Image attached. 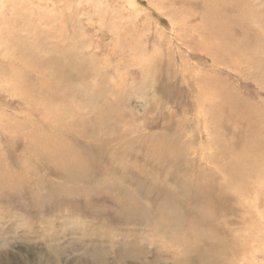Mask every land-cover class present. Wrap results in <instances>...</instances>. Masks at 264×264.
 Returning a JSON list of instances; mask_svg holds the SVG:
<instances>
[{"label": "rangeland", "instance_id": "1", "mask_svg": "<svg viewBox=\"0 0 264 264\" xmlns=\"http://www.w3.org/2000/svg\"><path fill=\"white\" fill-rule=\"evenodd\" d=\"M0 264H264V0H0Z\"/></svg>", "mask_w": 264, "mask_h": 264}]
</instances>
